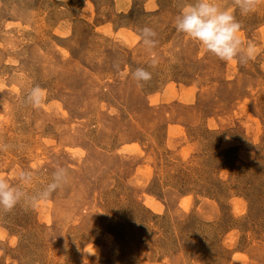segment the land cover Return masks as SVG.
Returning <instances> with one entry per match:
<instances>
[{"label": "rangeland", "instance_id": "374dc122", "mask_svg": "<svg viewBox=\"0 0 264 264\" xmlns=\"http://www.w3.org/2000/svg\"><path fill=\"white\" fill-rule=\"evenodd\" d=\"M190 3L0 0V174L33 194L68 173L0 209V264H264V0H215L254 45L244 63L176 31Z\"/></svg>", "mask_w": 264, "mask_h": 264}, {"label": "clouds", "instance_id": "9594fccd", "mask_svg": "<svg viewBox=\"0 0 264 264\" xmlns=\"http://www.w3.org/2000/svg\"><path fill=\"white\" fill-rule=\"evenodd\" d=\"M242 15L255 11L260 0H234ZM174 27L177 32L183 33L189 39L199 42L206 52L215 55L222 61L238 63L254 59V45L249 43L246 47L240 37L241 24L236 20L232 11L221 9L215 0H194V3L185 4L174 18ZM157 33L150 27L139 30L137 40L142 42L145 49L150 53V66L155 68L159 61L152 50L156 47ZM132 78L139 86L141 82H148L152 74L143 68H137L132 72ZM43 90L39 86L29 93L28 100L33 106H39L43 100ZM7 145H0V150L7 149ZM17 179L22 185L33 181V173L24 169L18 171ZM67 169L57 166L52 173L49 182L41 191L29 194L19 185H13L0 174V209L10 212L18 203L35 206L41 201H47L52 194L67 183Z\"/></svg>", "mask_w": 264, "mask_h": 264}]
</instances>
